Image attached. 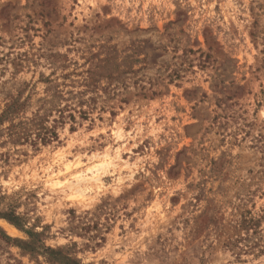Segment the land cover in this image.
Returning <instances> with one entry per match:
<instances>
[{
	"label": "rangeland",
	"instance_id": "1",
	"mask_svg": "<svg viewBox=\"0 0 264 264\" xmlns=\"http://www.w3.org/2000/svg\"><path fill=\"white\" fill-rule=\"evenodd\" d=\"M87 69V119L47 143L18 132ZM244 216L264 235V0H0V264H59L41 244L83 264H264Z\"/></svg>",
	"mask_w": 264,
	"mask_h": 264
},
{
	"label": "trees",
	"instance_id": "2",
	"mask_svg": "<svg viewBox=\"0 0 264 264\" xmlns=\"http://www.w3.org/2000/svg\"><path fill=\"white\" fill-rule=\"evenodd\" d=\"M109 61L107 59L101 60V64L96 67H106ZM94 70L87 69L85 73L78 74L80 76L79 85L82 86L80 90H63L55 89L50 94H46L44 97H40V104L33 113L32 117L28 119V122H24V126L19 127V133L23 132L27 134L26 129L31 128L32 132L35 135V139L40 140L42 143H47L49 141L57 139L56 125H62L68 119L71 122H74L76 119V114L82 119L88 118L89 110L93 109V104L100 97L97 93L98 86L96 83L99 79L96 80ZM100 75V74H98ZM109 78V75H106ZM72 86V85H71ZM108 86L101 87V89H107ZM92 93L94 95H85ZM15 101L9 103L4 110L3 116L14 112ZM2 116V117H3ZM51 122L50 125H46L47 122ZM22 134V133H21ZM251 219L245 218L244 216V229L246 228L244 241V247L246 249H251L254 246L264 247V235L260 234L256 227H253L252 233L249 234L250 228H252ZM7 240L19 243L25 250L35 251L34 249H29L26 245L31 241H23L18 238H13L8 235H5ZM39 248L48 254V260L51 263L59 264H83L78 259L71 257L68 253H61L60 255H53L59 253L57 249H52L50 247H45L44 245H39ZM261 248V249H262Z\"/></svg>",
	"mask_w": 264,
	"mask_h": 264
}]
</instances>
